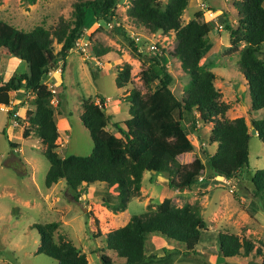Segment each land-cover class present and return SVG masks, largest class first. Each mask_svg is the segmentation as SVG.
<instances>
[{"label": "rangeland", "instance_id": "374dc122", "mask_svg": "<svg viewBox=\"0 0 264 264\" xmlns=\"http://www.w3.org/2000/svg\"><path fill=\"white\" fill-rule=\"evenodd\" d=\"M75 0H0V20L8 22L20 30L31 31L38 25L54 28L61 17L72 19ZM165 6L170 0H161ZM235 0H190L182 16V23H188L195 13L203 11V21L211 26L209 43L204 52L202 65L216 75L215 87L222 92L221 100L230 104L229 119L245 117L252 130L253 118H263L264 109L254 112L247 80L239 69L241 49L231 51L227 25L239 26V13ZM132 0H119L115 19L96 20L93 10L87 9L85 34L91 38L90 52L85 56L73 49L67 59L45 75L41 91L26 92L21 96L10 93L9 106L0 105V264H55V259L38 252L40 235L34 224L58 222L56 239L62 236L70 240L90 264H103L102 256L111 259L112 264H124L125 260L106 245V234L125 225L132 215L155 210L165 199L170 198L175 206L185 203H199L201 213L207 221L204 239L197 246L198 254L187 255L181 243H175L161 235L146 237L145 251L160 260L149 264H219L217 235L229 231L248 237L259 245L264 241V208L261 201L252 197V177L259 169H264V141L257 134L249 140V165L242 172V178L234 180L214 179L198 183L183 191L172 189L168 179L146 172L141 195L133 198L125 211L114 212L103 203L108 191L116 195L106 184H93L76 201L65 180L46 187L45 178L50 162L45 156V146L38 137L24 138V127L13 119L21 116L27 119V110H33V98L43 96L45 102L56 111L59 130L58 148L61 157L71 155L88 156L93 152L94 142L82 121L83 101L91 99L100 104L104 98V110L109 117L107 129L117 137H122L116 124H123L130 118L129 101L126 95L136 88L143 95L150 94L152 88L141 78L143 64L137 59L121 31L140 36L136 42L144 54L159 53L161 61L173 75L172 90L179 99L185 96L191 79L183 71L181 62L175 56L178 45L176 32L153 33L136 24L127 14ZM135 41V40H134ZM156 44L157 50L148 47ZM95 48H109V53L97 55ZM54 52L61 49L56 40ZM259 57L264 61V45ZM124 63L131 65V79L122 88L116 85L117 71ZM101 66H99V65ZM29 72L28 64L15 56L0 50V79L5 82L13 75ZM58 72L61 73L59 82ZM121 89V90H120ZM24 103L21 107L17 106ZM13 111L14 113H10ZM13 121V123H12ZM10 127L8 128V126ZM213 123L199 124L196 132L189 127V137L194 150L179 156L182 164L189 165L196 158L206 161L204 153L213 154L217 144H210ZM18 145L12 147L10 142ZM260 257L252 253L248 257L236 256L221 264H257Z\"/></svg>", "mask_w": 264, "mask_h": 264}, {"label": "trees", "instance_id": "16d2710c", "mask_svg": "<svg viewBox=\"0 0 264 264\" xmlns=\"http://www.w3.org/2000/svg\"><path fill=\"white\" fill-rule=\"evenodd\" d=\"M190 0H170L165 6L161 0H132L127 14L133 21L153 33L176 32L178 45L175 56L181 62L183 71L190 77V86L185 96L179 99L171 88L173 75L161 61L159 53L144 54L136 41L126 31L122 35L129 40L134 56L144 68L141 78L152 88L150 94L143 95L133 88L126 100L129 101L130 118L123 124H116L122 134L117 137L107 129L109 117L100 98V104L84 100L82 121L94 142L93 152L88 156L71 155L61 157L58 148L59 130L56 111L45 102L43 96L33 98V110H27V119L16 116L13 120L24 127V138L38 137L45 146V156L50 162L45 185L51 187L65 180L73 198L80 201L83 192L96 183L106 184L107 189H115L116 195L103 197V203L114 212L125 211L129 202L141 195L144 174L155 170L156 175L168 179L172 189L183 191L193 185L214 179L234 180L242 178V172L249 165V140L252 130L245 117L229 119L230 104L221 100L222 92L215 87L216 75L202 65L204 52L209 43L211 26L203 21L204 13L199 10L188 23H182V16ZM119 0H75L73 17H61L52 29L43 25L31 31L20 30L12 24L0 20V50L15 56L28 64L29 72L17 74L3 82L0 79V105L9 106L10 93L21 95L26 92L41 91L45 75L60 61L67 59L76 40L85 31L87 9L93 10L96 20L115 19ZM239 13V26L227 25L231 51H239V69L245 76L251 95L254 112L264 109V61L259 57L264 45V0H235ZM56 40L61 49L55 53ZM95 53L105 55L109 48H95ZM62 72L58 74L61 75ZM131 79V65L124 63L117 71L115 79L119 88ZM24 103L17 105L21 107ZM10 113H14L10 111ZM257 136L264 141V117L251 119ZM213 123L210 144H217L213 154L204 153L206 161L196 158L191 164L179 161V156L194 150L189 137L199 124ZM12 147L18 144L9 141ZM252 197L261 201L264 208V169L257 170L252 177ZM58 222L34 224L40 235L39 253L53 259L55 264H90L87 256L70 240L59 236L56 239ZM207 221L201 213L199 203H185L175 206L170 198H165L155 210L134 214L129 221L106 234L109 249L125 260L124 264H149L160 260L145 251L146 237L161 235L185 246L187 255H196V246L203 241ZM219 264L236 256L248 257L254 253L264 264V241L259 245L248 237L220 231L217 235ZM103 264H112L107 256H102ZM161 261V260H160ZM163 262L167 264V260Z\"/></svg>", "mask_w": 264, "mask_h": 264}, {"label": "built area", "instance_id": "2783aa9c", "mask_svg": "<svg viewBox=\"0 0 264 264\" xmlns=\"http://www.w3.org/2000/svg\"><path fill=\"white\" fill-rule=\"evenodd\" d=\"M131 37L136 41V42H139L141 39H140V36H135L134 33L131 34ZM92 45V42H91V38L89 35L85 34V32L76 40L75 42V45L74 47L71 49V51L73 49L77 50V51H81L83 54H85V56H87V54L90 52V47ZM157 46L156 44H151L149 47H148V50L150 51H155L157 50ZM70 51V52H71ZM99 65V64H98ZM101 66V65H99ZM50 72V71H49ZM101 105V104H99ZM202 179V177H201Z\"/></svg>", "mask_w": 264, "mask_h": 264}, {"label": "water", "instance_id": "95a60500", "mask_svg": "<svg viewBox=\"0 0 264 264\" xmlns=\"http://www.w3.org/2000/svg\"><path fill=\"white\" fill-rule=\"evenodd\" d=\"M252 134H257V130L252 126ZM152 173H156L155 170H152Z\"/></svg>", "mask_w": 264, "mask_h": 264}, {"label": "crops", "instance_id": "0c3cea01", "mask_svg": "<svg viewBox=\"0 0 264 264\" xmlns=\"http://www.w3.org/2000/svg\"><path fill=\"white\" fill-rule=\"evenodd\" d=\"M59 73V72H58ZM58 77H59V82L61 83L62 82V80H61V76L58 74ZM247 82V81H246ZM121 90V89H120ZM12 123H13V121H12ZM10 125L11 124H9V126H8V128L10 127Z\"/></svg>", "mask_w": 264, "mask_h": 264}]
</instances>
